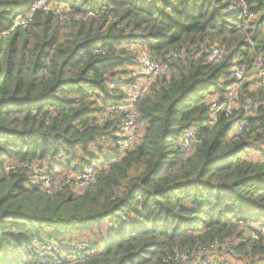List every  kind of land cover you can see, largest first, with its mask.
I'll return each mask as SVG.
<instances>
[{
    "label": "trees",
    "instance_id": "obj_1",
    "mask_svg": "<svg viewBox=\"0 0 264 264\" xmlns=\"http://www.w3.org/2000/svg\"><path fill=\"white\" fill-rule=\"evenodd\" d=\"M36 1L0 0V264H40L25 248L32 239L73 256L61 242H90L93 254L61 264H175L177 253L214 241H229L225 253L241 264H264V237L250 242V224L264 222V161L249 158L264 156V87L241 83V133L235 112L211 118L208 104L226 99L235 69L247 78L264 70V0H244L245 18L232 11L238 0H49L60 15L36 11L29 27L11 30ZM136 42L157 61L183 54L139 100L138 140L114 160L105 140L120 118L100 121L99 103L123 102L137 64L126 47ZM213 45L220 61L207 59ZM189 129L197 142L185 152ZM76 150L88 160L77 165ZM97 159V182L83 190L48 193L23 169L5 171L38 161L49 174L81 172Z\"/></svg>",
    "mask_w": 264,
    "mask_h": 264
},
{
    "label": "built area",
    "instance_id": "obj_2",
    "mask_svg": "<svg viewBox=\"0 0 264 264\" xmlns=\"http://www.w3.org/2000/svg\"><path fill=\"white\" fill-rule=\"evenodd\" d=\"M227 1V0H226ZM238 5L232 7V11L242 9V17H247L245 13V1L238 0ZM63 6L56 2L49 0H37L30 6L29 10L23 14L15 16L11 22V30H24L32 22L33 15L36 11L44 13H52L60 15ZM91 15V13H89ZM127 51L137 54V64L134 69L129 72L127 78L130 79L128 86H124L123 102L116 105H99L103 108L98 115L100 121H114L120 118V125L118 130L108 137L105 142L113 149L114 160H120L126 153L133 148L138 140L139 134L137 130V105L145 91L156 81L169 75L170 68L168 61L178 59L182 56L183 51L170 52L165 56V60L157 61L151 58L144 50V46L140 42L130 44L126 47ZM95 52L103 54L100 49ZM225 55V52L216 45L210 46L207 54L209 62L220 61ZM234 76L236 83L229 88L226 93L225 100L212 98L208 102L210 106L209 116L215 118L219 114H226L234 116V126L238 133H241L246 124L247 112L240 102L238 95L239 88L242 80L246 78V71L244 69H235ZM251 80L254 81L253 89L264 87V70L260 64H257L252 74H249ZM109 89L114 88L113 83L108 84ZM239 107H237V105ZM181 148L187 152L197 142L193 130H186L181 138ZM103 165L102 159H97L83 171H72L68 173L60 182L52 181L48 172L47 166L42 162H12L5 166V171L24 170L31 187H39L46 192H52L57 188L71 187L75 190H83L88 186L97 182L98 169ZM250 242L258 239V235L264 237V222L251 223ZM229 241H214L207 245L198 247L191 251L179 252L175 255V264H229L226 258L223 257L225 248L228 246ZM61 245H66L70 250H74L77 256L68 255L58 248L55 242H40L37 239L30 240L26 245V250L34 253L39 259L40 264H61V263H74L76 257L80 254H93L94 251L90 250V242L86 240L61 242ZM173 260V259H172Z\"/></svg>",
    "mask_w": 264,
    "mask_h": 264
},
{
    "label": "rangeland",
    "instance_id": "obj_3",
    "mask_svg": "<svg viewBox=\"0 0 264 264\" xmlns=\"http://www.w3.org/2000/svg\"><path fill=\"white\" fill-rule=\"evenodd\" d=\"M135 67V66H134ZM134 67L132 68V70L134 69ZM248 73L249 72H247L246 73V76L248 75ZM252 81V82H251ZM245 82H250L251 83V85H249V87L252 89V90H254L253 89V87H252V85H253V80H251V78L249 77V78H245V79H243L242 80V83H245ZM238 95L240 96V93L238 92ZM245 100H247V98H245ZM249 102L248 101H246L245 103H244V108L245 109H247L248 110V105H246V104H248ZM237 105V107H239V105L238 104H236ZM247 107H246V106ZM249 111V110H248ZM74 155H75V163L77 164V165H79L80 163H81V160L84 158L85 160H88V157H86V156H83V158L82 159H80L81 157H82V154H81V152H80V150H76V154L75 153H73ZM249 158L250 159H252V160H255V161H257V162H260V163H263V161H264V156H263V154H261V153H259L258 151H251V152H249ZM67 159V156H65V157H61V161H65ZM70 171V170H69ZM68 171H66V172H64V175L60 178L61 180L68 174L67 173ZM50 175L53 177V179H56V177L55 176H53V174L52 173H50ZM62 175V174H61ZM60 179H56L55 181L56 182H59L58 180H60ZM92 225H87V227L86 228H89V227H91ZM98 229L99 228H95V229H93L96 233L97 232H99L98 231ZM93 231V232H94ZM87 235V237H89V236H91V232L90 231H85V230H83L82 231V234L80 235L81 237H83V236H86ZM74 237V236H73ZM77 238V237H76ZM76 238H72L73 240H75ZM91 238V237H90ZM223 257L224 258H226V260L228 261H226L227 263H230V264H234V263H236V264H241V261H237V259L235 258V256H232V253H223Z\"/></svg>",
    "mask_w": 264,
    "mask_h": 264
},
{
    "label": "crops",
    "instance_id": "obj_4",
    "mask_svg": "<svg viewBox=\"0 0 264 264\" xmlns=\"http://www.w3.org/2000/svg\"><path fill=\"white\" fill-rule=\"evenodd\" d=\"M210 99H212V97H209V100ZM110 148V147H109ZM106 149H108V148H106ZM67 170H65V171H62V169H59L57 166H55V168L52 170H50V172L53 174V176H55L56 177V179H60L63 175H64V172H66ZM62 174V175H61ZM55 179V180H56ZM59 182L61 181V180H58ZM230 264V263H229ZM233 264V263H232ZM234 264H236V263H234Z\"/></svg>",
    "mask_w": 264,
    "mask_h": 264
}]
</instances>
